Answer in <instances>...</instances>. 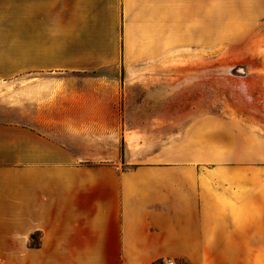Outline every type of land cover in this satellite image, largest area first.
<instances>
[{
  "label": "crops",
  "instance_id": "crops-1",
  "mask_svg": "<svg viewBox=\"0 0 264 264\" xmlns=\"http://www.w3.org/2000/svg\"><path fill=\"white\" fill-rule=\"evenodd\" d=\"M212 68L255 70L181 131ZM0 69V264H260L264 0H0Z\"/></svg>",
  "mask_w": 264,
  "mask_h": 264
},
{
  "label": "rangeland",
  "instance_id": "rangeland-1",
  "mask_svg": "<svg viewBox=\"0 0 264 264\" xmlns=\"http://www.w3.org/2000/svg\"><path fill=\"white\" fill-rule=\"evenodd\" d=\"M200 69H191V74ZM210 77L206 83L196 82L193 84H181L180 89V128L181 131L188 127L189 121L200 112H218L219 109L226 105V90H225V70H228L226 76L241 74L243 71H252L255 69H207ZM257 70V69H256ZM262 70V69H260ZM187 69H181V76ZM195 79H201V74L196 73ZM12 69H0V122H11L12 120H19L22 123H27L26 114H23L18 109H12V97L14 92H22L26 87L27 75L26 70H22L20 78L13 82ZM19 81V83H17ZM199 81V80H197ZM17 108V107H16ZM191 109L193 115H188ZM195 113V114H194ZM37 241V238H35ZM34 242V240H33ZM27 246V245H25ZM246 250L258 251L260 253V264H264V242L254 245H245ZM165 260L159 261L157 264H163ZM176 264V263H175Z\"/></svg>",
  "mask_w": 264,
  "mask_h": 264
},
{
  "label": "built area",
  "instance_id": "built-area-1",
  "mask_svg": "<svg viewBox=\"0 0 264 264\" xmlns=\"http://www.w3.org/2000/svg\"><path fill=\"white\" fill-rule=\"evenodd\" d=\"M163 264H175V262L171 259H166Z\"/></svg>",
  "mask_w": 264,
  "mask_h": 264
}]
</instances>
